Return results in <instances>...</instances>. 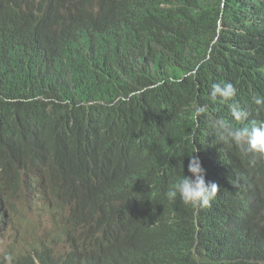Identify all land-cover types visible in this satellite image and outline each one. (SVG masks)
Instances as JSON below:
<instances>
[{"label":"trees","instance_id":"trees-1","mask_svg":"<svg viewBox=\"0 0 264 264\" xmlns=\"http://www.w3.org/2000/svg\"><path fill=\"white\" fill-rule=\"evenodd\" d=\"M217 82L264 121V0H0V264H264V161L214 142ZM195 151L202 210L165 196Z\"/></svg>","mask_w":264,"mask_h":264},{"label":"clouds","instance_id":"clouds-1","mask_svg":"<svg viewBox=\"0 0 264 264\" xmlns=\"http://www.w3.org/2000/svg\"><path fill=\"white\" fill-rule=\"evenodd\" d=\"M236 96L237 88L231 82L211 84L210 98L212 101L232 102L229 106L232 122L220 118L212 120L209 122L210 133L215 137L214 142L236 147L247 163L255 167L264 161V121L253 119L245 124L244 122L249 121V117L252 116V112L235 102ZM252 102L258 111H264V95L253 96ZM203 112V107L196 109L197 116ZM236 125L242 126L237 127ZM195 153L196 151L188 154L190 156L188 172L191 175H184L183 170L180 178L169 183L165 196L169 202L179 199L180 203L187 208L202 210L211 206L219 192V186L206 182L205 170ZM180 167L183 169V161Z\"/></svg>","mask_w":264,"mask_h":264},{"label":"rangeland","instance_id":"rangeland-1","mask_svg":"<svg viewBox=\"0 0 264 264\" xmlns=\"http://www.w3.org/2000/svg\"><path fill=\"white\" fill-rule=\"evenodd\" d=\"M10 239H11V235H10ZM8 244V248H10V244H9V238L7 237L6 234H3L1 237H0V247L4 249L5 245ZM0 248V249H1ZM5 264V263H4Z\"/></svg>","mask_w":264,"mask_h":264},{"label":"bare ground","instance_id":"bare-ground-1","mask_svg":"<svg viewBox=\"0 0 264 264\" xmlns=\"http://www.w3.org/2000/svg\"><path fill=\"white\" fill-rule=\"evenodd\" d=\"M248 186H249V185H248ZM32 196H33V194H32ZM13 200H14V199H12L11 201H13ZM35 200H37V199H35ZM13 202H14V201H13ZM20 204H21V202H20ZM26 204H28V203H26ZM35 204H36V203H35ZM35 204H33V205L35 206ZM38 204H39V203H38ZM0 205H1V204H0ZM21 205H22V204H21ZM44 205H45V204H44ZM44 205H43V206H44ZM26 206H27V205H26ZM45 206H46V205H45ZM45 206H44V207H45ZM36 207H37V206H36ZM40 207H41V206H40ZM39 209H40V208H39ZM44 209H45V208H44ZM257 210H258V209H257ZM260 211H261V210H260ZM1 213H2V212H1ZM263 214H264V213H263ZM258 215H260V214H258ZM261 216H262V215H261ZM258 217H259V216H258ZM262 217H263V216H262ZM252 218H253V217H252ZM256 218H257V217H256ZM253 219H254V218H253ZM258 219H259V218H258ZM261 219H262V218H261ZM251 220H252V219H251ZM259 221H260V220H259ZM259 221H258V222H259ZM258 222H257V223H258ZM260 223H261V222H259L258 224H260ZM249 224H250V222H249ZM253 224H255V222H254ZM258 224H257V225H258ZM250 226H251V225H250ZM250 226H249V227H250ZM255 227L257 228V226H254V228H253L254 230L256 229ZM258 227H259V225H258ZM251 228H252V227H251ZM239 257H240V256H239ZM237 260H238V259H237Z\"/></svg>","mask_w":264,"mask_h":264}]
</instances>
